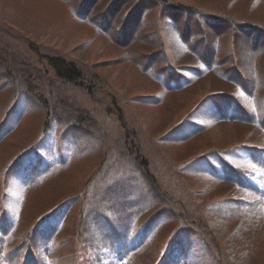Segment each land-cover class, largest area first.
<instances>
[{
  "label": "trees",
  "instance_id": "1",
  "mask_svg": "<svg viewBox=\"0 0 264 264\" xmlns=\"http://www.w3.org/2000/svg\"><path fill=\"white\" fill-rule=\"evenodd\" d=\"M60 1L74 19L122 49L123 59L160 81L163 93L146 98L147 104L161 106L164 93L179 94L199 80L215 79V90L185 109L165 140L183 145L196 133L201 135L205 108L216 119L264 132V24L256 18L219 9L212 13L169 0ZM249 6L264 10V0H251ZM150 12L157 23L148 33L143 29ZM5 32H0V144L22 128L24 118L34 121L25 141L19 135L11 144L10 150L15 151L6 155L0 168V257L6 264H39L40 244L47 248L55 241L56 227L50 219L69 208L73 217L69 219L68 212L60 216L74 234L78 262L82 259L85 264L88 253L107 256L117 246L126 250L132 240L149 238L157 243L163 240L167 256L160 264H169L174 259L170 250L184 254L186 243L197 236L206 244L213 264H235L228 260L207 215L236 214L246 202L227 195L202 203L187 179L223 180L256 192L244 173L253 165L264 168V146L242 141L202 149L176 167L175 162L158 159L160 146L152 134L81 65L40 44L13 42L14 36L10 39ZM168 35L176 46L164 40ZM167 47L176 51L172 54ZM181 52L190 56L188 62H176L173 56ZM168 105L173 112L177 109L170 101ZM14 118L21 120L10 131L7 126ZM50 139L53 145L46 149ZM52 147L56 154L51 155ZM88 159L93 164L77 194L38 217L37 209L29 211V204L14 216L8 190L14 169L22 162L27 161L21 177L29 187L24 199L29 200L39 188L58 177L66 179L69 171Z\"/></svg>",
  "mask_w": 264,
  "mask_h": 264
},
{
  "label": "rangeland",
  "instance_id": "2",
  "mask_svg": "<svg viewBox=\"0 0 264 264\" xmlns=\"http://www.w3.org/2000/svg\"><path fill=\"white\" fill-rule=\"evenodd\" d=\"M169 1L198 5L203 10L212 13L218 12L219 9L236 17L246 15L250 19L256 18V21L264 24V10L260 6L250 7L251 0ZM144 20V32L150 33L156 29L157 22L152 12ZM1 31H6L5 33L9 35L10 39L11 35L14 36L11 39L13 42L16 40L15 42L23 46L28 45V42L40 44L81 65L84 72L94 77L100 85H105L106 90L116 94L117 104L152 134L160 146L161 153L158 159L175 162L176 167L202 149H220L242 141L256 146H264V132H261L257 127L216 119L211 116L209 108L202 110L203 118L200 119V122L205 128L199 132L201 135L198 136L196 133L193 139L183 145L165 140L164 135L174 123L179 122L183 116L182 112L191 108L197 99L206 92L215 90L217 86L214 84L215 79L207 77L199 80L194 86L179 94L164 93L161 98L165 101L161 106L147 104L146 98L153 96L152 94L163 93L158 86L160 81L151 78V74L147 72L139 71L126 58L123 59L125 53L122 49L103 40L92 29L74 19L60 0H0ZM163 33L164 31H162V35ZM169 35L164 40H169V44L172 45L171 39L174 37L170 36L169 38ZM134 48L140 47L134 46ZM167 49L172 54L176 51L174 48L167 47ZM186 55L181 52L180 56L173 57L177 60L176 62L182 63L188 62L187 59L190 56L188 58ZM169 101L177 108L174 112L169 108ZM20 120V118H14L8 124L7 129L11 131L15 129V126L17 128ZM117 124H115V133L119 131ZM20 125L22 128L19 127V130L8 142L0 144V168L5 164L3 161L6 159V155L15 151V149L10 150L11 144L18 140V136H24V141L28 137L29 128L34 125L33 118H24ZM8 133L10 132L8 131ZM52 143L50 139L45 148L51 147ZM51 152V155L56 154L53 147ZM81 163L76 169L69 171V177L66 179L58 177L54 181L48 182L46 186L39 188L36 194L37 190L32 191L31 194L35 195L26 200L24 199L27 198L25 196L26 189L29 187H26L23 181L24 177L21 175L25 173L27 161L24 164L22 162L18 168L14 169L15 174L8 190L14 216L18 215L20 208L23 209L25 204H29L26 205L29 206V211L32 208L37 209L38 217L62 199L77 194L88 176L90 165L93 164L90 159ZM80 167L83 169L77 171ZM248 170V181L262 190L257 196L250 193L245 186H234L223 180L204 177L201 179L190 177L187 179V185L192 188L202 203L215 202L220 197L227 195L232 199L237 198L246 202L241 206L243 207L241 211L236 214L219 212L217 215H207L208 224L227 251L230 262L264 264V172L253 167H248ZM67 212L69 216L66 215ZM63 213L55 215L49 221L56 227L55 241L47 248L40 244L38 247V251L41 253L39 264H84L82 259L80 262L77 260V252H75L77 244L74 234L70 230L68 231V225L63 226L65 220L61 219L63 215L68 216L69 219L73 217L72 210L69 208L65 214ZM133 242L134 245L136 244V248L126 251L122 255H118L114 251H111L109 256L88 253L85 264H156L158 255L162 254L164 250L163 240H160L157 248H153L149 239L134 240ZM104 251L101 250L100 253ZM170 257L174 259L169 264H209L210 262L205 246L198 239L193 241V249L186 259H181V255L177 254L176 250L171 252ZM0 264L6 263L0 258Z\"/></svg>",
  "mask_w": 264,
  "mask_h": 264
},
{
  "label": "snow or ice",
  "instance_id": "3",
  "mask_svg": "<svg viewBox=\"0 0 264 264\" xmlns=\"http://www.w3.org/2000/svg\"><path fill=\"white\" fill-rule=\"evenodd\" d=\"M253 167H255V165H253Z\"/></svg>",
  "mask_w": 264,
  "mask_h": 264
}]
</instances>
